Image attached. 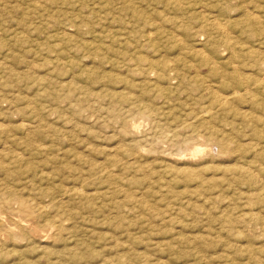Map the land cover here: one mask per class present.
<instances>
[{"label": "rangeland", "instance_id": "rangeland-1", "mask_svg": "<svg viewBox=\"0 0 264 264\" xmlns=\"http://www.w3.org/2000/svg\"><path fill=\"white\" fill-rule=\"evenodd\" d=\"M0 264H264V0H0Z\"/></svg>", "mask_w": 264, "mask_h": 264}]
</instances>
